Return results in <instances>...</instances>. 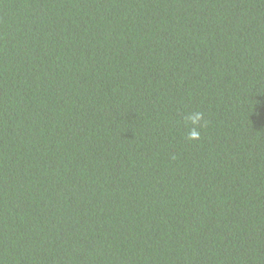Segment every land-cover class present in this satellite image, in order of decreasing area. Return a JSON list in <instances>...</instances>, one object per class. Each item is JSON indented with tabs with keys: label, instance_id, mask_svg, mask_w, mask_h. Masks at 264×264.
Wrapping results in <instances>:
<instances>
[{
	"label": "trees",
	"instance_id": "trees-1",
	"mask_svg": "<svg viewBox=\"0 0 264 264\" xmlns=\"http://www.w3.org/2000/svg\"><path fill=\"white\" fill-rule=\"evenodd\" d=\"M0 264H264V0H0Z\"/></svg>",
	"mask_w": 264,
	"mask_h": 264
},
{
	"label": "clouds",
	"instance_id": "clouds-1",
	"mask_svg": "<svg viewBox=\"0 0 264 264\" xmlns=\"http://www.w3.org/2000/svg\"><path fill=\"white\" fill-rule=\"evenodd\" d=\"M197 119H199V115H197Z\"/></svg>",
	"mask_w": 264,
	"mask_h": 264
}]
</instances>
